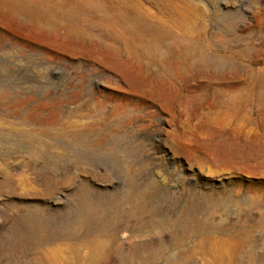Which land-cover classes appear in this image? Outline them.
I'll return each mask as SVG.
<instances>
[{
    "label": "rangeland",
    "instance_id": "1",
    "mask_svg": "<svg viewBox=\"0 0 264 264\" xmlns=\"http://www.w3.org/2000/svg\"><path fill=\"white\" fill-rule=\"evenodd\" d=\"M0 264H264V0H0Z\"/></svg>",
    "mask_w": 264,
    "mask_h": 264
}]
</instances>
